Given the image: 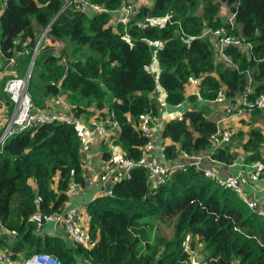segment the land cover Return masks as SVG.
<instances>
[{"label": "trees", "instance_id": "obj_1", "mask_svg": "<svg viewBox=\"0 0 264 264\" xmlns=\"http://www.w3.org/2000/svg\"><path fill=\"white\" fill-rule=\"evenodd\" d=\"M66 1L0 0L1 69L15 58L21 73L38 45L39 29H47L62 45L44 44L37 52L28 88L36 106L51 109L48 104L64 96L76 117L95 112L92 106L108 107L120 123L115 142L134 161L145 158L143 117L160 113L152 97L158 86L172 106L197 98L186 97L185 86L198 78L206 100H214L221 86L234 100L248 86L251 102L264 94V0H154L117 30L111 25L114 12L131 0H84L106 8L96 13L75 3L64 9ZM223 4L236 14L232 33L245 44L226 48L238 68L219 63L212 38L202 36L205 28L231 30L220 15ZM148 17L165 22L139 26ZM7 79L0 82V98L12 112L4 93ZM209 113L196 107L165 123L168 160L180 162L183 152L198 156L209 149L218 131ZM246 134L247 139L239 135L247 161L264 160L263 131L254 127ZM82 146L75 124L53 122L15 133L0 150V221L7 231L0 230V250L13 260L48 252L64 264H191V251L202 243L207 264H264V215L192 164L175 169L156 190L149 186L148 170L134 168L114 185L112 196L91 201L88 247L72 241L61 224L64 234L38 232L31 216L61 212L72 182L86 183ZM212 157L232 163L237 156L226 146ZM158 222L172 226L171 233L156 234Z\"/></svg>", "mask_w": 264, "mask_h": 264}, {"label": "built area", "instance_id": "obj_2", "mask_svg": "<svg viewBox=\"0 0 264 264\" xmlns=\"http://www.w3.org/2000/svg\"><path fill=\"white\" fill-rule=\"evenodd\" d=\"M70 2L67 0L66 3ZM75 3L77 9L83 11H92L90 13L103 12L106 10L105 7L99 5L89 4L84 0H71L68 5L70 7ZM133 2L123 4L120 9L114 12V20L118 26L120 24L128 26L133 19V16L137 12ZM67 9V8H65ZM236 14L232 13L229 17V24L231 30L226 26H220L218 28H205L202 36H209L215 43L217 61L223 63L226 66L238 68L233 58L226 53V48L230 45L233 46H244L242 39L232 33V29L236 27ZM158 20V19H157ZM157 20L153 18H146L144 21L139 23V26L145 28L152 23H156ZM157 24V23H156ZM47 34V29L44 35ZM43 40V39H42ZM39 47L35 49L34 53L37 54ZM38 46V45H37ZM16 59L11 58L8 66L11 71L12 77L8 78L5 86L4 93H6L11 102L14 105L11 115L7 116V109L3 105V101L0 98V150L7 142V140L15 133L22 132L29 127L39 126L45 123L61 122L67 124L79 125L77 117L72 112V106L70 102L64 97L59 96L52 100V108L40 110L30 92L28 91L30 78L32 75V61L27 67L26 72L23 75H18L16 67ZM250 86L246 91L241 94L239 98L240 102L244 105H248L250 109H264V94H260L255 101L251 102L248 99V95L252 92ZM238 97V96H237ZM229 96L227 94V88L221 86L217 95L214 99L215 102L226 105V117L227 120L233 114L232 104L229 102ZM237 101V100H236ZM95 111V121L89 130L99 137V140L105 146L110 148L119 147L120 151L112 153L104 160L102 168L99 171V183L101 186L100 196H112L113 187L117 182H120L128 177L131 171L137 167H144L148 170V183L152 190H156L161 184L166 182L168 176L175 169H186L190 164L194 165L197 169L203 170L205 176L214 179L219 186L226 189H231L238 193L245 202L251 207L253 206L252 200L246 194L243 186V180L245 173L252 180H263L264 181V160H256L252 163L251 170L248 172H241L239 174L221 175L215 165L217 160L212 156L219 149L225 148L229 145L235 136V131L230 126L218 127V131L211 136V145L209 147L210 155H190L183 152L181 155L180 162H172L169 165L165 150V144H158L154 139V126L159 120L157 116L146 114L141 123L140 130L147 136L148 142L144 146L145 158L142 161H134L126 156L121 149L120 145L115 142L119 136V121L116 118L115 112L110 110L108 107L104 109H98L92 106ZM157 148L162 153V159H158L155 156L149 155L151 149ZM112 151V150H111ZM160 160H164L167 164L160 163ZM205 160L211 163L210 166L204 165ZM80 186L78 182H72L70 190L68 192L69 199L66 202L64 209L61 212L52 214H42L40 212L35 213L31 216L30 220L35 224L36 230L39 232L43 230L44 225L47 222H54L55 224H61L64 230L67 232L72 241L78 244H82L85 247L89 246V219H84L81 214L80 208L76 205L71 204L73 196L77 192V188ZM39 203V200H37ZM264 215V210L259 212ZM0 230L2 233H6V229L3 227L0 221ZM22 264H64V262L56 255L48 252H38L33 254L31 257L21 261ZM0 263L1 264H15L14 260L10 257V254L4 251H0Z\"/></svg>", "mask_w": 264, "mask_h": 264}, {"label": "crops", "instance_id": "obj_3", "mask_svg": "<svg viewBox=\"0 0 264 264\" xmlns=\"http://www.w3.org/2000/svg\"><path fill=\"white\" fill-rule=\"evenodd\" d=\"M131 0L130 2H133ZM154 3V0H151L150 3L145 4L151 6ZM143 6V5H142ZM113 24H116L114 20V15L112 19L111 25L114 27V30H117V27ZM43 30V29H41ZM30 64V63H29ZM2 68V62L0 60V82L1 80L7 76L11 77L10 67L6 65L4 69ZM15 70L18 75H23L27 67L25 66L23 71L19 73L18 65H16ZM7 81V80H6ZM201 78L192 79L186 84V97L197 95L195 100L186 99L183 103L172 106L166 103V92L161 87L156 89V92L152 95V97L156 100L157 104L160 106V113L157 116L159 122L155 123L154 127V139L158 144H170L171 140L162 137V130L166 122L173 119H181L183 115L188 110H193L196 107H207L210 110L208 118L213 119L217 122L218 127H226L230 126L235 131V136L233 137L229 146L230 151L236 154V159L232 163L225 162H216L215 165L219 171V173L223 176L231 175V174H239L241 172H248L251 170L252 163L254 161H247L248 153L243 148V143L245 139L248 138L246 134L252 128L257 127L260 128L264 133V109H250L248 105H244L239 102L238 95L237 101L233 98H229V102L233 107V114L227 120H224L226 117V105L215 102L214 100H206L200 96V87H201ZM251 88V87H250ZM253 89L251 88V91ZM235 101V102H234ZM48 106H52V102L48 104ZM93 110V108H91ZM256 110H259L256 111ZM11 111L7 110V116L11 115ZM259 113V114H255ZM79 121V125L77 126L80 130L83 139L82 146V157H83V169H84V177L86 183L84 185H80L77 188L76 194L73 196L71 200L72 205H76L80 208L81 214L84 219L88 218V213L86 211V206L93 201L95 198L100 196L101 186L99 183V171L102 168L105 158L112 155L117 151H120L119 147L110 148L105 146L99 140V137L89 130V127L95 121V113L92 112L90 115L83 114L80 117H77ZM220 125V126H219ZM243 132L245 134V139L240 137V133ZM236 141V142H235ZM235 142V143H234ZM112 150V151H111ZM261 152L264 156V144L261 148ZM149 155L155 156L158 159H162V153L157 149H151ZM201 155H210L209 149L204 151ZM162 164L171 165L172 162L168 161L167 163L164 160H160ZM204 165L210 166L211 163L205 160ZM35 187V184H33ZM243 186L246 194L253 202L252 208L255 211L260 212L264 210V181L263 180H252L249 178L247 173H245ZM89 219V218H88ZM43 231L50 234L60 233L64 234V230L59 224H55L54 222H47ZM203 247L202 243H199L198 248L194 251H191V264H207L205 261V257L201 252ZM1 251V250H0ZM22 258V256H20ZM22 260H14L15 264H22ZM1 264V263H0Z\"/></svg>", "mask_w": 264, "mask_h": 264}, {"label": "rangeland", "instance_id": "obj_4", "mask_svg": "<svg viewBox=\"0 0 264 264\" xmlns=\"http://www.w3.org/2000/svg\"><path fill=\"white\" fill-rule=\"evenodd\" d=\"M151 0H134L132 4L135 5V7L137 9H139L142 5H145V4H148L150 3ZM71 3V0L70 2L66 3L65 6H64V9L65 8H68V5ZM2 10L0 11V14H1ZM232 12H231V9L226 5V4H223L222 6V9L220 11V15L222 16V18L228 22L229 20V17L231 16ZM165 22V19H159L156 21V23H164ZM42 28L39 29V34H38V41L42 40V45H50V46H53L54 48H58L60 45H62V43H60L59 41H54L53 39H51L47 34L44 35L45 33V29L44 30H41ZM155 46H163V42H155L154 43ZM35 55V53L33 54ZM37 56V55H36ZM33 58V56H32ZM32 61V59H31ZM30 61V62H31ZM35 65V64H34ZM34 65L32 67V70L34 69ZM153 65V72H155L156 74V78L159 77V74H160V66H159V62L157 60V58L154 59V63L152 64ZM29 66V65H28ZM27 66V67H28ZM29 68V67H28ZM12 77V76H11ZM160 87V86H158ZM162 88V87H161ZM163 89V88H162ZM235 102V101H234ZM252 110V109H251ZM155 127V126H154ZM163 131V130H162ZM163 137V136H162ZM236 142V141H235ZM234 142V143H235ZM166 145V144H165ZM172 231V226L170 225H166L164 223H161V222H158V225L155 229V233L156 234H161V233H164V234H170Z\"/></svg>", "mask_w": 264, "mask_h": 264}, {"label": "water", "instance_id": "obj_5", "mask_svg": "<svg viewBox=\"0 0 264 264\" xmlns=\"http://www.w3.org/2000/svg\"><path fill=\"white\" fill-rule=\"evenodd\" d=\"M39 45H40V42L38 43L37 48L39 47ZM36 55H37L36 53H35V55H33V58H32V67H33V65L35 63Z\"/></svg>", "mask_w": 264, "mask_h": 264}]
</instances>
